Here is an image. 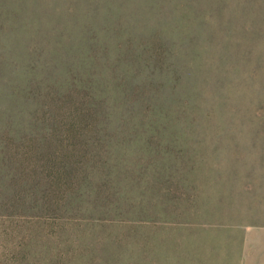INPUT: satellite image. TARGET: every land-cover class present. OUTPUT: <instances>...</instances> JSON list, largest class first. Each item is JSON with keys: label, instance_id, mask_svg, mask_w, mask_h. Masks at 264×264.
<instances>
[{"label": "rangeland", "instance_id": "rangeland-1", "mask_svg": "<svg viewBox=\"0 0 264 264\" xmlns=\"http://www.w3.org/2000/svg\"><path fill=\"white\" fill-rule=\"evenodd\" d=\"M16 3L64 57L0 106V264H264V0Z\"/></svg>", "mask_w": 264, "mask_h": 264}, {"label": "trees", "instance_id": "trees-1", "mask_svg": "<svg viewBox=\"0 0 264 264\" xmlns=\"http://www.w3.org/2000/svg\"><path fill=\"white\" fill-rule=\"evenodd\" d=\"M9 1L10 0H0V54L1 49L13 54L8 63L0 64V106L7 105L8 109H6V115L13 118L16 112L20 110L22 97L32 94L30 91H27L26 87L33 74L39 67H46V69L51 67L50 63L56 60V65L58 66L64 54L57 51L56 58L54 57V59H50V61H37L42 53L49 51L44 45L38 43V41H47L49 36L45 34L48 33H41L39 37L37 33L33 35L32 30L34 29V25L32 24L27 27L24 25L23 6H20L19 3L8 6L7 3ZM20 33L28 34L32 41L27 42L28 45L23 46L22 40H20L22 34L19 36ZM27 55L31 56V59H28V61L23 60L22 57ZM13 57H15V62H13ZM47 89L51 90L53 87L47 85ZM59 97L58 94L50 95V92L43 93V98L50 101L49 105L45 107V112L48 114V118L53 120L62 115V111L65 110L66 113L68 111V114L72 116V126L68 128L67 131L73 132L74 134L72 136L68 135V137L76 140L77 135L82 134L85 127L81 121H77L74 110H72L68 104H63L62 102L63 98L69 101L70 95L67 94L60 99ZM95 113L98 114L97 121L95 124H92V128L96 126V128L100 130L101 116L104 114L107 115V111L97 109ZM2 114L4 113L0 110V115ZM72 144L76 150L73 151V149L69 147V151L72 153L71 155L74 156L77 154V148L84 145H81L78 141Z\"/></svg>", "mask_w": 264, "mask_h": 264}]
</instances>
